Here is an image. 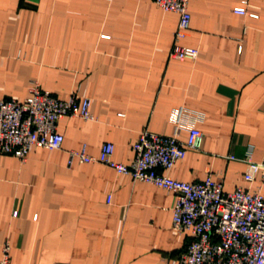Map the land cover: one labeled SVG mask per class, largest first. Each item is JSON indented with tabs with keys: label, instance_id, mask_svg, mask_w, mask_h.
Returning a JSON list of instances; mask_svg holds the SVG:
<instances>
[{
	"label": "crops",
	"instance_id": "1",
	"mask_svg": "<svg viewBox=\"0 0 264 264\" xmlns=\"http://www.w3.org/2000/svg\"><path fill=\"white\" fill-rule=\"evenodd\" d=\"M241 6L257 18L235 14ZM189 12L180 45L199 56L176 61L179 15L155 0H0V99L22 101L35 83L61 101L88 99L94 117L60 120L57 151L0 155V247L10 264H169L180 255L192 236L173 224V193L104 164L67 163L68 151L98 156L111 143L113 160L129 165L142 132L173 135L179 109V139L193 121L204 140L169 175L264 195L261 176L244 180L249 152L264 160V0H192Z\"/></svg>",
	"mask_w": 264,
	"mask_h": 264
},
{
	"label": "built area",
	"instance_id": "2",
	"mask_svg": "<svg viewBox=\"0 0 264 264\" xmlns=\"http://www.w3.org/2000/svg\"><path fill=\"white\" fill-rule=\"evenodd\" d=\"M191 1L155 0L163 12L179 15L175 43L169 53L171 60H196L199 56L198 49L180 45L190 29ZM234 13L257 18L249 15L246 6L235 8ZM185 116L184 109L175 112L173 135L142 132L133 146L135 159L129 165L113 160L115 148L111 143L104 144L98 156L88 155L84 146L68 151L67 163L104 164L119 175L173 193L176 197L173 224L179 231L190 233L192 241L180 255L171 258L169 264H264V195L261 191L237 188L226 192L223 183L212 177L193 184L169 175L189 151L202 149L204 135L193 121L187 125V139H179L180 129L187 123ZM65 117L94 120L90 101L78 98L75 93L61 101L35 83L22 101L0 99V155H11L23 161L31 147L59 150L63 136L57 132V124ZM246 163L244 180L253 183L261 176L264 182V160L253 161L250 151ZM0 252V264H10L9 246L2 245Z\"/></svg>",
	"mask_w": 264,
	"mask_h": 264
}]
</instances>
